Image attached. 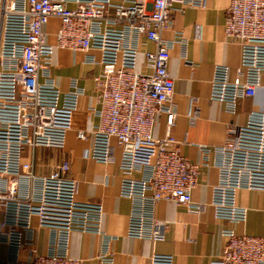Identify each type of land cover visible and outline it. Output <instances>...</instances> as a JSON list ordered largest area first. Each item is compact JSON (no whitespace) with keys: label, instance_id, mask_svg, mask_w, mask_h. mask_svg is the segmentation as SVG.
Returning <instances> with one entry per match:
<instances>
[{"label":"built area","instance_id":"obj_1","mask_svg":"<svg viewBox=\"0 0 264 264\" xmlns=\"http://www.w3.org/2000/svg\"><path fill=\"white\" fill-rule=\"evenodd\" d=\"M205 6L206 0H0V123L28 127L33 147L62 148L70 129L81 139L89 137L90 157L115 162L123 173L120 194L133 203L127 221L132 237L164 240L165 224L153 211L160 200L187 214L205 209L192 199L204 162L189 161L170 134L174 82L167 64L171 46L185 39L180 34L172 40L164 37L172 13ZM51 19L58 20L53 43L45 31ZM199 32L196 24L195 37ZM223 33L239 47V65L232 79L225 66H214L210 97L233 112L237 99L252 96L261 84L264 0H229ZM146 42L155 48L143 51L140 70L138 54ZM56 48L84 52L83 61L100 66L93 77L97 104L78 108L84 89L75 79L65 90L55 84L51 70ZM160 113L167 130L157 138L153 126ZM214 150L220 156L219 179L210 205L215 217L242 222L247 209L236 203L237 191L264 190V111H251L242 126L227 128L222 145ZM67 170L63 162L48 176L31 175L39 184L36 195L20 197L0 188V248L7 247L0 264H85L69 256V236L73 230H99L101 207L75 200L76 182L64 176ZM133 170L145 173L132 177ZM33 217L51 231L46 253L35 248ZM222 233L226 243L211 264H264V237ZM150 264H173V255L153 253Z\"/></svg>","mask_w":264,"mask_h":264},{"label":"crops","instance_id":"obj_2","mask_svg":"<svg viewBox=\"0 0 264 264\" xmlns=\"http://www.w3.org/2000/svg\"><path fill=\"white\" fill-rule=\"evenodd\" d=\"M229 0H206L205 8L187 7L172 13L169 28L164 32L168 40L180 34L185 41L175 42L170 48L167 64L173 78L171 102L175 114L170 134L177 141L180 152L191 162H204L199 167L192 199L205 204L203 212L193 215L172 202L160 200L154 206L157 220L165 224L164 240L132 237L127 232L132 200L120 194L123 173L115 162H98L89 155L90 138L81 139L76 129L65 134L64 146L52 148L31 146L30 131L24 125L0 123V188L13 191L20 197L39 192V184L32 181L50 175L63 162L68 163L64 176L76 182L75 200L79 203L99 204V230H73L69 236V256L84 260L85 264H150L153 253L172 254L173 264H211L226 243L223 230L238 234L264 237V190L240 189L236 203L247 209L242 222H230L215 217L210 205L211 190L219 179L220 156L216 146L222 145L226 129L242 126L251 111H264V73L261 84L252 96L237 99L235 109L229 112L224 102L210 97V82L215 65L227 68L232 79L239 65V47L225 40L223 24ZM200 26L195 37V25ZM58 20L51 19L45 26L47 39L54 42L53 33ZM107 45L116 46L113 41ZM146 42L138 54V69H143V51L154 50ZM92 53L97 54L96 51ZM84 52L56 48L51 76L62 90L71 79L84 89L78 108L84 110L97 104L93 77L100 66L83 61ZM96 122V118H92ZM166 118L160 113L153 126V135L166 134ZM203 147L209 148L208 151ZM119 150L116 151L118 155ZM144 171L133 170L132 177H142ZM33 241L38 253L49 250L51 231L38 225L32 218ZM25 251L20 257H25ZM7 247L1 245L0 256L5 258ZM105 256L108 261L102 260Z\"/></svg>","mask_w":264,"mask_h":264}]
</instances>
